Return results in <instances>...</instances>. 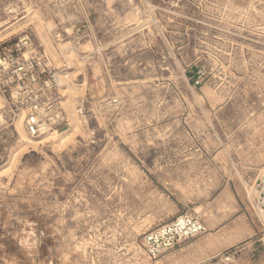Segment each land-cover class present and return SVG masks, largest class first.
I'll list each match as a JSON object with an SVG mask.
<instances>
[{
    "label": "rangeland",
    "instance_id": "rangeland-1",
    "mask_svg": "<svg viewBox=\"0 0 264 264\" xmlns=\"http://www.w3.org/2000/svg\"><path fill=\"white\" fill-rule=\"evenodd\" d=\"M24 33L65 122L32 140L0 95V264H264V0H0ZM183 215L207 234L149 259Z\"/></svg>",
    "mask_w": 264,
    "mask_h": 264
},
{
    "label": "built area",
    "instance_id": "built-area-1",
    "mask_svg": "<svg viewBox=\"0 0 264 264\" xmlns=\"http://www.w3.org/2000/svg\"><path fill=\"white\" fill-rule=\"evenodd\" d=\"M60 73L54 68L49 55L37 48L27 33L16 40L0 43V95L13 114L23 115L25 132L32 140L48 133L62 135L65 122L59 102ZM118 104V100H104L95 105L104 111ZM86 110L80 107L77 115L85 118ZM256 208L264 225V175L257 185ZM207 227L198 218L183 215L171 223L153 230L145 237V252L156 260L169 254L183 242L207 234ZM236 253H227L226 260Z\"/></svg>",
    "mask_w": 264,
    "mask_h": 264
},
{
    "label": "bare ground",
    "instance_id": "bare-ground-1",
    "mask_svg": "<svg viewBox=\"0 0 264 264\" xmlns=\"http://www.w3.org/2000/svg\"><path fill=\"white\" fill-rule=\"evenodd\" d=\"M21 117H22V119H23L24 116L21 115ZM48 134H49V135H47L48 138H47L46 140H48V141H49V140H55V134H56L55 132L48 133ZM72 135H73V134H72ZM72 135H70L69 137H67V139H65V142H67L66 140H69V139L71 138ZM48 141H47V142H48ZM62 142H64V141H62ZM60 143H61V142H60ZM62 144H63V143H62Z\"/></svg>",
    "mask_w": 264,
    "mask_h": 264
},
{
    "label": "crops",
    "instance_id": "crops-1",
    "mask_svg": "<svg viewBox=\"0 0 264 264\" xmlns=\"http://www.w3.org/2000/svg\"><path fill=\"white\" fill-rule=\"evenodd\" d=\"M183 261H185L184 259H179L178 261H173V262H167V264H184V262Z\"/></svg>",
    "mask_w": 264,
    "mask_h": 264
}]
</instances>
